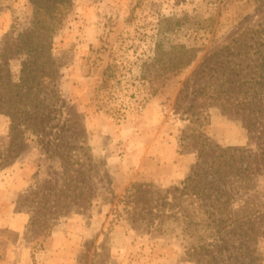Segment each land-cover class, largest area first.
I'll use <instances>...</instances> for the list:
<instances>
[{
	"label": "rangeland",
	"instance_id": "obj_1",
	"mask_svg": "<svg viewBox=\"0 0 264 264\" xmlns=\"http://www.w3.org/2000/svg\"><path fill=\"white\" fill-rule=\"evenodd\" d=\"M32 15L30 0H0V40L14 25L27 26ZM263 39L264 0H73L53 38L57 67L51 81L58 122L71 131H55L76 147L60 151L74 155L71 162H83L88 150L90 179L70 181L80 163L62 168L32 134L28 151L0 170V264H208L216 238L184 223V216L174 218L172 187L190 173L203 139L258 150L264 95L238 113L223 111L220 102L200 108L197 122L186 110L188 97L179 99L178 110L176 102L185 81L205 63L216 64L225 44L235 41L239 51ZM179 43L200 50L162 82ZM11 66L18 76L21 59ZM9 123L1 114L2 142ZM27 174L31 183L6 197L8 186ZM254 188L264 202L263 177ZM41 193L48 200L42 206ZM58 197L64 206L55 204ZM182 206L190 210L197 203ZM18 217L25 218L20 231L14 229ZM230 238L235 247L219 264H264V236L245 247Z\"/></svg>",
	"mask_w": 264,
	"mask_h": 264
},
{
	"label": "trees",
	"instance_id": "obj_2",
	"mask_svg": "<svg viewBox=\"0 0 264 264\" xmlns=\"http://www.w3.org/2000/svg\"><path fill=\"white\" fill-rule=\"evenodd\" d=\"M30 2L33 15L28 25L22 28L14 25L0 40V115L4 114L10 121L8 141L0 140V170L28 151V140L32 134L39 147L59 159L62 168L66 165L65 168L71 169V165L79 164L80 159L71 162L74 155L60 154L65 147L68 152L75 151L76 147H68L67 144L72 142H67V136L55 131L56 128L65 133L71 130L67 123L58 122V94L51 81H54L57 67L52 52L53 38L65 24L73 0ZM174 47L176 54L172 57V70L162 75V82L173 79L200 50L199 46L185 43ZM237 55H240L238 61ZM15 57L21 59L18 76L11 66ZM247 60V64L242 66ZM214 63H205L204 68L189 77L179 91L176 110L181 106L179 99L188 97L191 102L186 110L191 111L192 121H199L200 108H208L215 102H220L223 111L238 113L246 110L252 98L264 95V39L239 51L235 41L225 44ZM261 110L258 108L254 112ZM72 137L69 136L70 139ZM259 141V149L255 150L246 146H222L203 139L198 160L190 173L172 187L174 218L184 216V223L194 228L201 226L209 236L216 238V243L211 244L214 253L210 250L206 253L208 264H219L223 253L235 247L230 236L242 240L244 247L264 236V202H259L253 195L257 180L264 178V139ZM84 155L80 168L72 169L70 181L83 184L85 179H90L91 156L86 149ZM67 171L64 169L63 174ZM80 195L82 199L86 197L85 192ZM186 200L191 204L197 203V206L188 210L182 206ZM46 201V194L41 193L37 203L42 206ZM237 201L239 206L235 208ZM54 202L64 206L60 197ZM239 254L244 255V252ZM225 256L229 260V256Z\"/></svg>",
	"mask_w": 264,
	"mask_h": 264
},
{
	"label": "crops",
	"instance_id": "obj_3",
	"mask_svg": "<svg viewBox=\"0 0 264 264\" xmlns=\"http://www.w3.org/2000/svg\"><path fill=\"white\" fill-rule=\"evenodd\" d=\"M32 179L33 177L31 176V174H27L25 177L21 175L20 178H17L14 182L11 183L10 186H8L6 197L11 198L16 191L26 188L31 183ZM18 219L20 220L18 221ZM14 224H11L12 227L14 225V229H16V231H20L25 225V218L23 219L18 217Z\"/></svg>",
	"mask_w": 264,
	"mask_h": 264
}]
</instances>
